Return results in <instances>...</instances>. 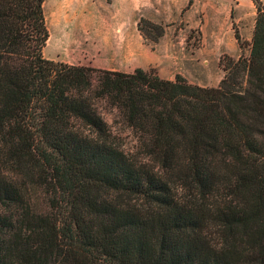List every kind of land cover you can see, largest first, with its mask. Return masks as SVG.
<instances>
[{"label":"trees","instance_id":"obj_1","mask_svg":"<svg viewBox=\"0 0 264 264\" xmlns=\"http://www.w3.org/2000/svg\"><path fill=\"white\" fill-rule=\"evenodd\" d=\"M44 1L0 0V264H264L262 0L215 88L43 58Z\"/></svg>","mask_w":264,"mask_h":264},{"label":"rangeland","instance_id":"obj_2","mask_svg":"<svg viewBox=\"0 0 264 264\" xmlns=\"http://www.w3.org/2000/svg\"><path fill=\"white\" fill-rule=\"evenodd\" d=\"M204 1L190 8L192 0L185 7L181 0H45L48 39L42 56L122 73L152 68L165 80L180 75L192 85L215 88L224 74L220 58L248 55L255 8L248 0ZM140 19L146 22L141 24L144 33L137 29ZM234 31L243 41L241 50ZM104 119L116 126L111 115ZM110 129L121 134L122 146H133L127 128Z\"/></svg>","mask_w":264,"mask_h":264},{"label":"crops","instance_id":"obj_3","mask_svg":"<svg viewBox=\"0 0 264 264\" xmlns=\"http://www.w3.org/2000/svg\"><path fill=\"white\" fill-rule=\"evenodd\" d=\"M248 1H250V0H248ZM200 2L204 3L205 1L204 0H192V4H191L190 8L194 7L195 5H197V3H200ZM262 2L264 3V0H262ZM179 3H181V7H185L186 4L188 3V0H181V2H179ZM250 3H251V1H250ZM146 4H148V3H146ZM207 4H211V0H208L207 1ZM150 5H151L152 10L154 12H160V8H158L157 6H155L153 3H151ZM252 27L253 26L250 27L251 30H252Z\"/></svg>","mask_w":264,"mask_h":264}]
</instances>
